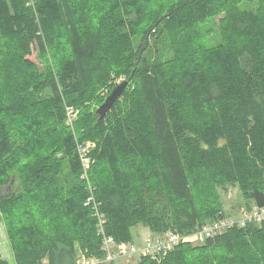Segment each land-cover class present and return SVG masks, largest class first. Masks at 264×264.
Instances as JSON below:
<instances>
[{
  "label": "trees",
  "instance_id": "16d2710c",
  "mask_svg": "<svg viewBox=\"0 0 264 264\" xmlns=\"http://www.w3.org/2000/svg\"><path fill=\"white\" fill-rule=\"evenodd\" d=\"M217 15V29L203 26ZM46 49L55 65L39 72L31 54ZM20 71L31 92L12 98L32 105L4 104L0 83L14 264L103 260V237L132 243L139 224L158 236L224 229L137 264H264V218L233 221L219 194L235 187L245 215L264 208V0H0V78ZM120 75L84 161L66 108L85 109ZM55 138L65 167L48 161Z\"/></svg>",
  "mask_w": 264,
  "mask_h": 264
},
{
  "label": "rangeland",
  "instance_id": "374dc122",
  "mask_svg": "<svg viewBox=\"0 0 264 264\" xmlns=\"http://www.w3.org/2000/svg\"><path fill=\"white\" fill-rule=\"evenodd\" d=\"M220 18H221V15L220 16L217 15L213 19L208 20L207 23H205L203 26H205L206 28L212 29V30L217 29ZM209 35H212V33H210ZM209 39L211 38L207 37L206 41L212 43L213 40H209ZM46 51H47L46 56L44 55L40 56L37 53V51H33L31 54V60L34 62L35 68L39 72L46 71L48 67L52 68V66L55 65V61H53L54 58L52 54L48 53L50 52L49 49L48 50L46 49ZM16 63H18L16 68H19L20 66V69L25 70V67L23 66V64L19 62H16ZM22 76L23 74L21 71L17 73V77L15 79L11 77L1 76L0 78V83L2 84L1 96H4V98L6 97L4 104H8L11 106H20L23 104L32 105L31 102L25 103V101H22L23 99L21 97L12 98V95H13L12 92L16 90L21 91V89L19 88L21 86H25L24 92H29V94L31 92L30 87L28 86V83L26 81L18 80V79H22ZM124 81L128 83L126 78H123L122 75L110 77V82H111L110 85H112L113 88L121 84ZM109 89L101 88L99 98L87 104L88 106L85 109H82V108L74 109L73 114L70 116V119L67 120L66 118L65 124H66L67 130L70 129L74 132H77L78 126H79L80 135L78 137L80 139L77 136L76 137L79 139L78 146L82 147V148L79 147L81 151H83L82 149L87 150L88 148H91L94 145L95 141L91 138V135H90L91 128H92V125L98 121L99 116L97 114V109L102 105L106 97L110 94L111 91ZM48 90H45L42 98L45 97V95H49L50 90L49 91ZM82 119H86L87 120L86 123ZM55 139L51 140L48 143V145L46 146L47 149L45 148L46 152L48 153V156L50 157L48 161L52 162L54 166L65 167L64 162H61V161L55 162V158L56 159L61 158V155L59 153L60 150L58 147L59 139H56V140ZM7 187H8L7 185L4 186L2 189H0V192H6V190H8ZM219 194H220V197L223 203V209L225 211L226 217L231 218L233 221H237L238 219H241L242 217L247 216L245 215L247 212L245 210V203L243 201V198L240 196L239 192L237 191L235 187L233 188V187L228 186L226 190H219ZM254 209L256 208L252 206L251 210L253 211ZM201 230L202 228L198 230V232L196 233H199ZM167 235H169V232L163 233L162 235H160L162 237L161 239L165 238ZM131 236H132V239H131L132 243H129L130 244L129 246L139 245L140 248L143 247L147 239L160 237L155 234L153 235L149 231L148 228L140 224L132 227ZM186 238L192 243H195V244L200 243L198 240L195 239L194 234L193 236L184 237V239ZM0 255L2 256L3 259L7 261V264H14L13 255H12L7 237L5 235V229H4L2 220H0ZM140 257H145V255L143 256L141 251L134 255H126L122 257H117L112 262H107V261L104 262L103 260L95 259V264L96 263L137 264ZM43 263L45 264L46 261Z\"/></svg>",
  "mask_w": 264,
  "mask_h": 264
},
{
  "label": "built area",
  "instance_id": "2783aa9c",
  "mask_svg": "<svg viewBox=\"0 0 264 264\" xmlns=\"http://www.w3.org/2000/svg\"><path fill=\"white\" fill-rule=\"evenodd\" d=\"M66 116L67 120L70 119V116L73 114L74 109L71 107L66 108ZM80 148H82L80 146ZM79 149L80 154L82 156V160L86 161L85 154L89 150ZM89 200L86 201V205H89ZM264 218V208L259 210H254L253 212L249 213L247 216H245L243 219L240 220L241 223L244 222L245 219H254L256 221H259ZM102 224H100L101 226ZM223 225H213L212 227H203L202 230L199 233H193L195 235V239L199 242L203 241V239L210 235L211 233H216L217 231L223 230ZM99 233L104 235L103 228L100 227ZM193 234L189 236H193ZM187 236V237H189ZM162 237H155L150 238L145 241V244L142 248L139 247V245H132L127 243H119L117 244L112 240L111 237H103V242L101 245V250L103 251L104 258L103 261L112 262L117 257H122L126 255H134L141 251L143 256H149V257H156L160 255L166 254L168 251H170L175 245H177L180 241H189L187 238L184 239V237H180L178 234H175L173 232H169V235H167L165 238L161 239ZM127 244V245H126ZM141 246V245H140ZM76 264H95V258H86L85 255H81V258H79L76 262Z\"/></svg>",
  "mask_w": 264,
  "mask_h": 264
},
{
  "label": "water",
  "instance_id": "95a60500",
  "mask_svg": "<svg viewBox=\"0 0 264 264\" xmlns=\"http://www.w3.org/2000/svg\"><path fill=\"white\" fill-rule=\"evenodd\" d=\"M126 85L127 82L124 81L111 90L110 94L106 97L105 101L97 109V114L99 116L98 120H101L106 115V113L112 108L115 101L119 98V96L125 89Z\"/></svg>",
  "mask_w": 264,
  "mask_h": 264
}]
</instances>
